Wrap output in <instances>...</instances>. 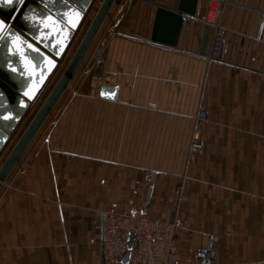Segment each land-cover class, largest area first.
Returning <instances> with one entry per match:
<instances>
[{
	"label": "crops",
	"instance_id": "obj_1",
	"mask_svg": "<svg viewBox=\"0 0 264 264\" xmlns=\"http://www.w3.org/2000/svg\"><path fill=\"white\" fill-rule=\"evenodd\" d=\"M101 1L11 143L62 75ZM210 1L198 0L196 19L185 17L175 47L152 40L156 5L116 1L96 40L95 79L74 78L56 107L57 125L41 129L0 189V264H101L105 211L143 202L153 217L191 218L179 236L185 257L264 264V0H220L226 43L216 58L212 27L202 53ZM106 82L118 86L116 99L100 96ZM202 107L206 119L198 118ZM196 131L204 149L191 153ZM204 246L208 255L199 256Z\"/></svg>",
	"mask_w": 264,
	"mask_h": 264
},
{
	"label": "water",
	"instance_id": "obj_2",
	"mask_svg": "<svg viewBox=\"0 0 264 264\" xmlns=\"http://www.w3.org/2000/svg\"><path fill=\"white\" fill-rule=\"evenodd\" d=\"M116 1H101L62 75L0 166V189L71 85ZM145 1L157 6L152 40L171 47L177 46L183 18H197L198 0H179L177 7L155 0ZM95 2L96 0H27L22 10L0 7V21L4 22L3 29H0V99L10 109L6 112L1 109L0 104V157L50 77L66 57ZM206 24L202 53L205 52L211 29V25ZM30 65L37 72H29L27 77L20 76L15 70V67L29 69ZM117 94L118 86L102 83L100 96L116 99ZM151 192L150 189L148 198ZM134 236V232H131L130 248L133 246ZM104 238L105 213L101 231V239ZM104 251L102 244L101 264L105 263ZM129 256V252L124 255V263Z\"/></svg>",
	"mask_w": 264,
	"mask_h": 264
},
{
	"label": "built area",
	"instance_id": "obj_3",
	"mask_svg": "<svg viewBox=\"0 0 264 264\" xmlns=\"http://www.w3.org/2000/svg\"><path fill=\"white\" fill-rule=\"evenodd\" d=\"M224 6L220 0H211L204 19L214 29L210 47V57L216 58L222 55L226 43L224 29L222 27V16ZM183 27L186 19L183 18ZM113 29H117L113 25ZM91 67L84 69L88 75ZM156 104L153 103L152 106ZM208 113L205 108H200L198 118L206 119ZM58 123L56 117L50 125ZM204 149L199 132H194L190 151L194 153ZM180 189V187H179ZM178 189V190H179ZM191 227L189 216H163L153 217L150 214V206L147 202L132 208H109L105 211V238L101 240L105 248L104 264H213L210 259L197 261L194 255H183L179 246V236ZM134 232L132 248L129 247L130 233ZM91 243H96L92 239ZM193 251V249H190ZM129 252L130 256L126 263L124 255ZM199 256H207L206 246L198 249Z\"/></svg>",
	"mask_w": 264,
	"mask_h": 264
},
{
	"label": "rangeland",
	"instance_id": "obj_4",
	"mask_svg": "<svg viewBox=\"0 0 264 264\" xmlns=\"http://www.w3.org/2000/svg\"><path fill=\"white\" fill-rule=\"evenodd\" d=\"M101 4V3H100ZM100 6V5H99ZM98 9V8H97ZM97 11V10H96ZM104 27V26H103ZM102 27V28H103ZM102 30V29H101ZM84 33V32H83ZM98 37V36H97ZM97 37H96V39H95V41H94V43H93V45H92V47H91V49H90V51H89V53H88V55L86 56V58H85V60H84V62H83V64H82V66L80 67V69H79V71H78V73H77V78L78 79H81V78H87V77H90L91 78V82L93 81V79H95V77H93V76H91V72H90V74H88V75H86V74H84V69H86V67L88 66V65H90V67L91 68H93V64H94V61H95V57H96V52H97V50L99 49V47H98V45H97V43H96V40H97ZM65 59V58H64ZM63 62V61H62ZM92 70V69H91ZM76 76H75V78H76ZM80 77V78H79ZM76 78V79H77ZM72 84V83H71ZM70 87V86H69ZM50 91H51V89L50 90H48V93H46L45 95H44V99L42 100V103L44 102V100L46 99V97H47V95L50 93ZM66 93V92H65ZM65 93H64V95H65ZM63 95V96H64ZM63 98V97H62ZM62 98H61V100L59 101V103L62 101ZM64 99V98H63ZM58 103V104H59ZM57 104V105H58ZM57 108H58V106H56ZM55 107V109L53 110V112L51 113V115L48 117V119L46 120V122H45V124L44 125H47V126H42V128H47V129H49V128H51V127H54V126H52V125H50V122L52 121V119L54 118V117H56L57 119H58V117L57 116H55L56 114H55V111L57 110V108ZM38 109V108H37ZM57 125V124H56ZM55 125V126H56ZM41 128V129H42ZM41 129H40V131H41ZM39 131V132H40ZM38 132V133H39ZM13 139V138H12ZM11 139V140H12ZM17 139L18 138H16V140L15 141H13L12 143H11V141L8 143V146H9V144L11 143V145L9 146V148H8V146H7V148H8V150H7V152L4 154V158L6 157V156H8L7 154H8V152H9V150L11 151V149L14 147L13 145L14 144H16L15 142L17 141ZM19 140V139H18ZM12 147V148H11ZM6 148V149H7ZM5 152V151H4ZM4 158L2 159V160H0V164L1 163H3V160H4ZM6 159V158H5ZM2 165V164H1ZM109 208V207H108Z\"/></svg>",
	"mask_w": 264,
	"mask_h": 264
},
{
	"label": "snow or ice",
	"instance_id": "obj_5",
	"mask_svg": "<svg viewBox=\"0 0 264 264\" xmlns=\"http://www.w3.org/2000/svg\"><path fill=\"white\" fill-rule=\"evenodd\" d=\"M27 0H0V7H8L16 10H22L26 6ZM27 19V17H25ZM4 22L0 21V29H3Z\"/></svg>",
	"mask_w": 264,
	"mask_h": 264
}]
</instances>
